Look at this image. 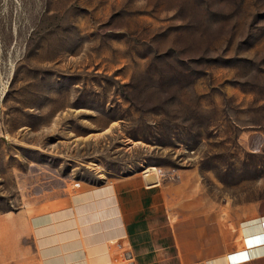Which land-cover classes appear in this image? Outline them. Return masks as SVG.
Here are the masks:
<instances>
[{
  "label": "rangeland",
  "instance_id": "obj_1",
  "mask_svg": "<svg viewBox=\"0 0 264 264\" xmlns=\"http://www.w3.org/2000/svg\"><path fill=\"white\" fill-rule=\"evenodd\" d=\"M150 168L264 199V0H0V216Z\"/></svg>",
  "mask_w": 264,
  "mask_h": 264
},
{
  "label": "crops",
  "instance_id": "obj_2",
  "mask_svg": "<svg viewBox=\"0 0 264 264\" xmlns=\"http://www.w3.org/2000/svg\"><path fill=\"white\" fill-rule=\"evenodd\" d=\"M212 174L136 172L45 194L0 216V264H264V199L240 200Z\"/></svg>",
  "mask_w": 264,
  "mask_h": 264
},
{
  "label": "built area",
  "instance_id": "obj_3",
  "mask_svg": "<svg viewBox=\"0 0 264 264\" xmlns=\"http://www.w3.org/2000/svg\"><path fill=\"white\" fill-rule=\"evenodd\" d=\"M261 238V237H260ZM248 239H251V238H246V241H248ZM256 241H257V238H255ZM262 239V238H261ZM249 255H248V250L243 248V249H240V250H237V251H234L230 254L227 255V258H228V261L229 262H238L240 260H245L246 258H248ZM128 259L130 258V255L128 254ZM132 262H130L131 264Z\"/></svg>",
  "mask_w": 264,
  "mask_h": 264
},
{
  "label": "bare ground",
  "instance_id": "obj_4",
  "mask_svg": "<svg viewBox=\"0 0 264 264\" xmlns=\"http://www.w3.org/2000/svg\"><path fill=\"white\" fill-rule=\"evenodd\" d=\"M150 170H152V171H153V170H156V168H150Z\"/></svg>",
  "mask_w": 264,
  "mask_h": 264
}]
</instances>
